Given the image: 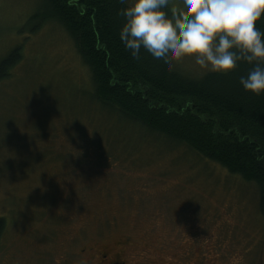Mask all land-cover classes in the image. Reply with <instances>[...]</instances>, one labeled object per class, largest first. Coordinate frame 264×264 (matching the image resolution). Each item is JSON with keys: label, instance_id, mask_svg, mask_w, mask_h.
<instances>
[{"label": "rangeland", "instance_id": "obj_1", "mask_svg": "<svg viewBox=\"0 0 264 264\" xmlns=\"http://www.w3.org/2000/svg\"><path fill=\"white\" fill-rule=\"evenodd\" d=\"M43 3L0 0V59L22 53L0 82V264H72L83 244L126 235L143 261L176 260L191 245L204 264H264L258 187L135 131L108 149L103 111L80 102L92 80L71 37L31 19ZM176 62L208 70L193 57Z\"/></svg>", "mask_w": 264, "mask_h": 264}, {"label": "trees", "instance_id": "obj_2", "mask_svg": "<svg viewBox=\"0 0 264 264\" xmlns=\"http://www.w3.org/2000/svg\"><path fill=\"white\" fill-rule=\"evenodd\" d=\"M126 6L123 0H44L31 19L56 21L71 37L92 80L84 92L90 96L80 102L87 112L103 111L112 129L105 130L108 149L117 150L128 130L183 146L255 184L264 212V92L245 90L239 79L253 65L195 73L176 60L169 70L143 49L135 58L119 36ZM256 24L264 30V15ZM21 58L18 45L0 59V82ZM5 230L0 217V247Z\"/></svg>", "mask_w": 264, "mask_h": 264}, {"label": "clouds", "instance_id": "obj_3", "mask_svg": "<svg viewBox=\"0 0 264 264\" xmlns=\"http://www.w3.org/2000/svg\"><path fill=\"white\" fill-rule=\"evenodd\" d=\"M119 31L133 57L141 50L171 70L172 61L193 57L210 71L227 72L241 61L253 65L240 76L245 90L264 92V0H123Z\"/></svg>", "mask_w": 264, "mask_h": 264}, {"label": "flooded vegetation", "instance_id": "obj_4", "mask_svg": "<svg viewBox=\"0 0 264 264\" xmlns=\"http://www.w3.org/2000/svg\"><path fill=\"white\" fill-rule=\"evenodd\" d=\"M141 246L143 247L141 242L130 235L104 241L93 239L83 244L72 264H176V261H179L178 264H204L201 249L191 245L187 247V252L182 253L184 257L178 255L176 260L161 257L160 261L150 260V258L143 261V257L139 256V247ZM217 248L214 246L213 250L215 251ZM196 252L198 253L196 254ZM219 258L217 262L210 264H224L220 262Z\"/></svg>", "mask_w": 264, "mask_h": 264}]
</instances>
